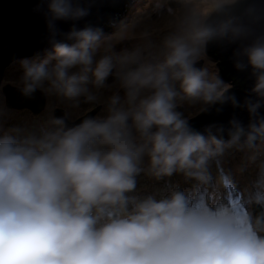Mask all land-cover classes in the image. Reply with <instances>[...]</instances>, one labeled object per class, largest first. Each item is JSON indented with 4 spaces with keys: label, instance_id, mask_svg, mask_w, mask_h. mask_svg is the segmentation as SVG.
<instances>
[{
    "label": "clouds",
    "instance_id": "1",
    "mask_svg": "<svg viewBox=\"0 0 264 264\" xmlns=\"http://www.w3.org/2000/svg\"><path fill=\"white\" fill-rule=\"evenodd\" d=\"M161 3L178 7L167 9L174 28L153 54L116 52L113 34L91 25L57 39V21H78L89 9L47 0L49 48L18 62L21 94L94 103L93 89L110 87V78L119 90L103 115L72 126L52 115L37 129H0V264H264V212L250 211L264 208V197H250L241 211L226 196L203 195L223 187L213 174L221 160L264 155V34L253 37L251 28L260 16L251 5L232 14L246 0L218 2L206 15L192 0ZM248 39L234 67L254 78V99L242 105L249 123L194 130L178 110L185 103L199 105L198 113L241 106L214 65L196 66L207 45ZM142 175L157 182L179 176L188 187L141 194Z\"/></svg>",
    "mask_w": 264,
    "mask_h": 264
},
{
    "label": "water",
    "instance_id": "2",
    "mask_svg": "<svg viewBox=\"0 0 264 264\" xmlns=\"http://www.w3.org/2000/svg\"><path fill=\"white\" fill-rule=\"evenodd\" d=\"M137 0H76L82 7H88L89 14L78 21H57V39L66 34L73 26L83 28L91 25L99 27L106 32L112 27L120 24L125 12L134 5ZM47 0H0V91L4 97V104L10 110H27L36 115L45 109V95L36 91L30 97L21 94L17 87L10 84L1 86L3 72L10 64H18L22 59H32L42 55L49 48V30L46 18ZM253 6L260 19L251 25L253 37L264 34V0H246L244 5L233 11V15H239L243 8ZM169 7H176L169 3ZM212 19H216L213 16ZM251 39V38H250ZM250 39L230 43L228 41H212L206 47L205 54L209 57V64L214 65L218 76L233 87L229 95L235 96L238 107L231 103L218 104L206 112L194 113L190 115L189 124L196 130L201 131L209 126H223L228 128L229 121L236 119L243 125L249 123L248 112L242 105L247 99H254L250 95L254 78L251 70L245 68L240 71L234 65L238 59L239 50L250 43ZM197 67H201L199 62ZM210 69L214 71L211 65ZM113 80L110 78L108 83ZM99 109V108H98ZM180 110V109H179ZM96 111L92 110L82 118L68 122L69 126L78 124L86 116H94ZM259 114L264 116V107L259 110ZM54 117H64L63 111L53 110ZM225 138H227L225 136ZM264 212L260 205H252L251 213L258 216Z\"/></svg>",
    "mask_w": 264,
    "mask_h": 264
},
{
    "label": "rangeland",
    "instance_id": "3",
    "mask_svg": "<svg viewBox=\"0 0 264 264\" xmlns=\"http://www.w3.org/2000/svg\"><path fill=\"white\" fill-rule=\"evenodd\" d=\"M193 1L194 0H192V2ZM203 1L204 0H195V4H192V9L195 12L199 11L198 13L200 14L207 10L206 14H209L213 11L218 2H226V0H205L207 5L201 9L200 4ZM168 4L161 3L160 6H158V0L136 1L134 5L125 12L123 22L117 27L103 32L104 35L113 34L108 43L114 46L116 52L142 49L146 53H157L160 50V45L163 40L162 37H160L162 34L161 25L167 23V26H171V29L174 28L175 17L168 12ZM177 7L176 5L173 9H177ZM180 12H182V9L178 11L177 14H180ZM121 24H123L122 28L116 31ZM200 62L201 67L204 66L205 63H209V57L205 54V59ZM210 71L212 70L210 69ZM19 76L18 64L8 65L3 72L1 86L10 84L16 87L14 82L18 80ZM223 81L227 83L225 80ZM112 82L109 83L110 87L98 92L93 89L98 97L97 101L94 103L85 102L83 98H81L79 102H73L64 100L55 94H44L46 98L45 109L36 115L32 113L29 114V111L7 109L4 104V97L0 91V129L6 130L14 126L37 129L51 118V112L55 109L62 110L63 113L65 111L67 118L70 120L80 116V118H82L92 110L96 111L94 116L103 115L107 98L119 90L118 84L113 82L115 85H112ZM120 94L122 95V92ZM199 108V105H189L185 103L183 108L178 110L184 112L186 116H190L199 112ZM39 119L40 124L38 123ZM260 156L251 163L247 162L243 154H236L221 160L214 166L213 174L223 179V187L219 191L214 190L211 193L206 192L203 195H211L220 199L226 196L230 202L241 211L244 210L245 203L250 197H264V158H262L264 155ZM261 159H263V161ZM241 168H243V171H240ZM169 186L188 187L179 176H174L167 181L160 182L146 175H142L138 178V191L141 194H158L166 191Z\"/></svg>",
    "mask_w": 264,
    "mask_h": 264
},
{
    "label": "bare ground",
    "instance_id": "4",
    "mask_svg": "<svg viewBox=\"0 0 264 264\" xmlns=\"http://www.w3.org/2000/svg\"><path fill=\"white\" fill-rule=\"evenodd\" d=\"M213 3V2H212ZM192 4H195V0L192 2ZM206 5H207V3L205 2V0L200 4V6H201V9L202 8H204V7H206ZM211 6V5H210ZM209 7V6H208ZM206 9H208V8H206ZM199 12V11H198ZM206 12H207V10H205L203 13H202V15H204V14H206ZM177 15H179V14H177ZM172 18H174V17H172ZM161 32H162V34L160 35V37H162V39H164V37L165 36H167L168 34H169V32H167V31H172L173 30V28L171 29L170 27L171 26H167V23H163L162 25H161ZM153 39H155V38H153ZM163 41V40H162ZM38 123L40 124V119L38 120Z\"/></svg>",
    "mask_w": 264,
    "mask_h": 264
},
{
    "label": "flooded vegetation",
    "instance_id": "5",
    "mask_svg": "<svg viewBox=\"0 0 264 264\" xmlns=\"http://www.w3.org/2000/svg\"><path fill=\"white\" fill-rule=\"evenodd\" d=\"M118 25H119V24H118ZM118 25H117V26H118ZM117 26H115V27H117ZM115 27H112L111 29H113V28H115ZM111 29H110V30H111ZM108 31H109V30H108ZM34 57H36V56L34 55ZM113 82H114V80H113ZM113 82H112V85H115V84H113ZM122 94H123V93H122ZM45 105H46V104H45ZM90 110H91V109H90ZM90 110H89V111H90ZM24 111H27V110H24ZM89 111H87V112H89ZM27 112H28V111H27ZM87 112H86V113H87ZM28 113L31 114L30 112H28ZM63 114H64V117H66V119H67L68 122H74L75 120H77L78 118L81 117V116H80V117H75V119L70 120V119L67 118V115L65 114V111H64ZM51 115H53V112H51Z\"/></svg>",
    "mask_w": 264,
    "mask_h": 264
},
{
    "label": "trees",
    "instance_id": "6",
    "mask_svg": "<svg viewBox=\"0 0 264 264\" xmlns=\"http://www.w3.org/2000/svg\"><path fill=\"white\" fill-rule=\"evenodd\" d=\"M261 157V156H260ZM262 158H264V156L262 157ZM262 161H263V159H261Z\"/></svg>",
    "mask_w": 264,
    "mask_h": 264
}]
</instances>
